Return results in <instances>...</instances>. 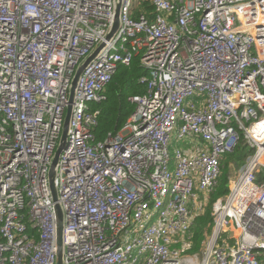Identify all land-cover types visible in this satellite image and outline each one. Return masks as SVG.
<instances>
[{
	"label": "built area",
	"instance_id": "obj_1",
	"mask_svg": "<svg viewBox=\"0 0 264 264\" xmlns=\"http://www.w3.org/2000/svg\"><path fill=\"white\" fill-rule=\"evenodd\" d=\"M150 1L146 13L121 0L107 38L117 0H0V264H57L50 165L76 69L101 43L56 172L64 263L264 264V0ZM135 55L147 92L99 140L91 103ZM241 132L253 152L193 250L195 219Z\"/></svg>",
	"mask_w": 264,
	"mask_h": 264
},
{
	"label": "trees",
	"instance_id": "obj_2",
	"mask_svg": "<svg viewBox=\"0 0 264 264\" xmlns=\"http://www.w3.org/2000/svg\"><path fill=\"white\" fill-rule=\"evenodd\" d=\"M141 9L146 13H151L154 6L150 0H141ZM138 15L139 13L135 12L134 16ZM148 75V70L141 64V55H135L130 65L119 66L117 73L107 85L106 99L100 103H91L92 110H99L98 125L95 128L97 139L103 140L109 133H116L122 128L136 108V104L130 98L147 92V84L142 83L141 78ZM241 134L240 142L232 152L227 153L222 161L219 182L209 193V202L206 204L205 212L197 215L195 219L192 227L193 250L201 248L203 240L211 231L213 203L217 198L228 193L230 172L240 167L246 156L253 152L244 140L243 132Z\"/></svg>",
	"mask_w": 264,
	"mask_h": 264
},
{
	"label": "water",
	"instance_id": "obj_3",
	"mask_svg": "<svg viewBox=\"0 0 264 264\" xmlns=\"http://www.w3.org/2000/svg\"><path fill=\"white\" fill-rule=\"evenodd\" d=\"M121 0H117L116 9H115V20L112 26V29L108 35L107 38H111L112 35L116 32L120 25V13H121ZM105 43H101L96 49H94L78 66L76 69V72L74 74V77L71 82L70 87V94H69V104L67 107V112L65 116V121L63 124V129L61 133V137L58 143V146L55 150L51 165H50V172H49V178H50V186L53 194V198L55 200V210H56V217H57V264H65L63 261V252H64V243H63V229H64V212L61 207V205L58 203V191L56 187V172L58 163L60 160V156L64 149L67 146L68 142V134H69V124L70 119L73 112V103L75 100L76 95V89L78 86V82L80 80V77L82 76L84 70L88 66V64L98 55V53L101 51Z\"/></svg>",
	"mask_w": 264,
	"mask_h": 264
},
{
	"label": "rangeland",
	"instance_id": "obj_4",
	"mask_svg": "<svg viewBox=\"0 0 264 264\" xmlns=\"http://www.w3.org/2000/svg\"><path fill=\"white\" fill-rule=\"evenodd\" d=\"M172 143H174V146H176V145H182V146H184V144H185L184 141H179L175 137L173 138ZM188 253H192V252L188 251Z\"/></svg>",
	"mask_w": 264,
	"mask_h": 264
}]
</instances>
